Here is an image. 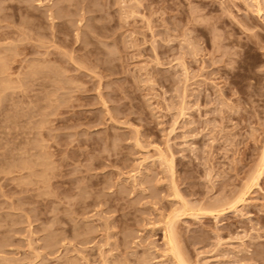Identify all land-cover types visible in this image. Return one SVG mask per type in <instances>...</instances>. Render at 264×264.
Wrapping results in <instances>:
<instances>
[{
  "label": "rangeland",
  "instance_id": "rangeland-1",
  "mask_svg": "<svg viewBox=\"0 0 264 264\" xmlns=\"http://www.w3.org/2000/svg\"><path fill=\"white\" fill-rule=\"evenodd\" d=\"M263 154L264 0H0V264H264Z\"/></svg>",
  "mask_w": 264,
  "mask_h": 264
},
{
  "label": "bare ground",
  "instance_id": "bare-ground-1",
  "mask_svg": "<svg viewBox=\"0 0 264 264\" xmlns=\"http://www.w3.org/2000/svg\"><path fill=\"white\" fill-rule=\"evenodd\" d=\"M262 156H264V154L262 155ZM262 159H263V157H262ZM262 161H264V160H262ZM263 171V170H262ZM255 173H256V171H255ZM263 173V172H262ZM260 174V170H259V173L257 174V176ZM254 176V175H253ZM257 178H259V177H257ZM164 230V229H163ZM174 231H173V229H172V227L169 225V227H168V230H166V234H165V236H166V239H167V243L169 244V245H171L172 247H173V252H175V254H176V258L179 260V262H180V264H188L187 262L188 261H186L185 260V257H184V255H182V251H180V248L177 246L178 244L176 243V239H175V237H174ZM166 243V242H165ZM184 252V251H183ZM187 258V257H186Z\"/></svg>",
  "mask_w": 264,
  "mask_h": 264
}]
</instances>
